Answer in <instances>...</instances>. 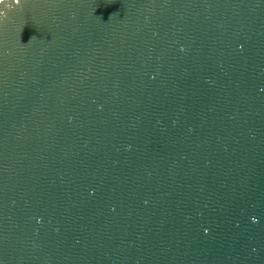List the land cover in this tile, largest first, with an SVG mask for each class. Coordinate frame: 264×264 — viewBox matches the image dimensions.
<instances>
[{"label": "water", "instance_id": "95a60500", "mask_svg": "<svg viewBox=\"0 0 264 264\" xmlns=\"http://www.w3.org/2000/svg\"><path fill=\"white\" fill-rule=\"evenodd\" d=\"M0 264H264V0H0Z\"/></svg>", "mask_w": 264, "mask_h": 264}]
</instances>
